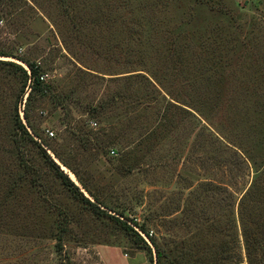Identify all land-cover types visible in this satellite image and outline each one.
I'll use <instances>...</instances> for the list:
<instances>
[{"label":"rangeland","instance_id":"1","mask_svg":"<svg viewBox=\"0 0 264 264\" xmlns=\"http://www.w3.org/2000/svg\"><path fill=\"white\" fill-rule=\"evenodd\" d=\"M2 52L49 89L27 103L0 63V264H158L157 246L162 264H247V190L244 227L264 232V0H0Z\"/></svg>","mask_w":264,"mask_h":264},{"label":"trees","instance_id":"2","mask_svg":"<svg viewBox=\"0 0 264 264\" xmlns=\"http://www.w3.org/2000/svg\"><path fill=\"white\" fill-rule=\"evenodd\" d=\"M0 56L14 57L17 60L21 61L26 66L25 68H23L22 66L18 65L15 62L0 61V63L3 65H9V66L17 67L19 70H21V72H23V74L26 78L25 87H27V85H28V88L31 90V92L29 93V96L27 98V103H29V101L31 100L34 92H44V93L47 92V90L49 89L48 88L49 86H46V84H45L46 81L41 79V77L44 73H42L40 71V68L38 65H36L35 63H32L30 61L24 60V59L20 58L19 56H14L13 54L9 55V54L2 52V53H0ZM44 90H46V91H44ZM25 94L23 95V97L25 96ZM22 101H23V98H22L21 102ZM25 118H26V120H29L28 114H26V113H25ZM17 121H18L17 125H18L19 129H21L22 132H24L26 137L31 142L38 145V148L40 149L42 156L44 157V159H46L48 161V164L50 165V167L53 170L57 171V173H59L60 177L63 180V183L65 184V186L81 201L85 202L86 204L90 205L92 208H94V209H96L102 213H106V212L102 211L97 204H94L89 198H87L85 196V194L82 192V190L80 189V187L77 186L72 181V179L69 177V175L65 174L64 171L61 170L60 166L56 162H54L52 157L48 154L47 150L44 148V145L42 143H38L32 137V135L28 132L27 127L24 126L19 115L17 116ZM75 176L78 178V175L76 173H75ZM248 192H249V190L246 191V193L243 195L242 200L239 203V219H238L239 221L241 220L240 222L243 224L240 233L243 235V238H244V250H245V254H246V263L247 264H264V232L263 231L254 232V230H253V232H251V231H249L248 228L244 227V223H245L244 222V208H246L247 203H248L247 201H248L249 196H250V193H248ZM236 219L234 218L235 222H236ZM133 224L140 231L145 233L147 237L149 236V232L146 231V229L143 227V225L138 224L136 221L133 222ZM123 225L125 227H127L128 229H131L132 232H134L136 234V236L143 241V237L139 234L140 232L138 233L135 229L133 230L131 228V226H128L126 223H123ZM253 229H255V227H253ZM237 232L239 233V231H237ZM218 237L220 238L221 236L219 235ZM148 238H150V237H148ZM150 240H151V238H150ZM237 244H239V241L237 242ZM156 255H157V263L158 264H162V260H164V259H165L164 260L165 263H169L166 253L163 250H161L158 246L156 248ZM202 256H203V258L199 259V264H219L218 263L219 261H216V260L214 262H210L208 260L209 259L208 254H203ZM244 262H245V260L242 258L240 263L244 264ZM170 264H175V263H174V261H171Z\"/></svg>","mask_w":264,"mask_h":264},{"label":"built area","instance_id":"3","mask_svg":"<svg viewBox=\"0 0 264 264\" xmlns=\"http://www.w3.org/2000/svg\"><path fill=\"white\" fill-rule=\"evenodd\" d=\"M47 78H48V75H47V74H43L42 77H41V79H42V80H45V81L47 80ZM48 132H49V131H48ZM49 133H50L51 136H54V133H53V132H49ZM113 154H114V151H113ZM140 233H141V232H140ZM141 234H142V233H141ZM142 235H143V234H142Z\"/></svg>","mask_w":264,"mask_h":264}]
</instances>
